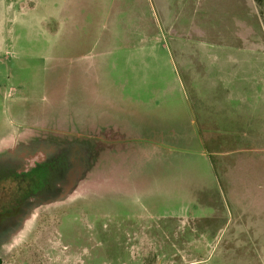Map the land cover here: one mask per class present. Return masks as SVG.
Returning <instances> with one entry per match:
<instances>
[{
    "label": "rangeland",
    "instance_id": "1",
    "mask_svg": "<svg viewBox=\"0 0 264 264\" xmlns=\"http://www.w3.org/2000/svg\"><path fill=\"white\" fill-rule=\"evenodd\" d=\"M88 6L105 8L96 27L155 32L98 35L115 49L79 65L69 42L82 37L55 28L84 27L74 13ZM255 8L0 0L1 141L20 124L16 139L64 138L27 122L75 125L89 107L80 95L115 112L111 98H123L160 124L126 154L87 160L88 177L0 242V264H264V4Z\"/></svg>",
    "mask_w": 264,
    "mask_h": 264
},
{
    "label": "flooded vegetation",
    "instance_id": "2",
    "mask_svg": "<svg viewBox=\"0 0 264 264\" xmlns=\"http://www.w3.org/2000/svg\"><path fill=\"white\" fill-rule=\"evenodd\" d=\"M20 125H14L7 133L14 139L0 140V242L9 240L7 237L25 224L32 211L62 200L76 180L88 177L87 160H102L108 147L127 142L105 133L98 137L36 121L27 122L26 126L45 134L61 132L64 138L31 135L16 139Z\"/></svg>",
    "mask_w": 264,
    "mask_h": 264
},
{
    "label": "crops",
    "instance_id": "3",
    "mask_svg": "<svg viewBox=\"0 0 264 264\" xmlns=\"http://www.w3.org/2000/svg\"><path fill=\"white\" fill-rule=\"evenodd\" d=\"M238 2L242 7L243 12L246 8L249 9L254 5L256 7L254 11H256L258 6L260 7L264 4V0H261L260 3H258L256 0H238ZM87 10L88 11H86V14L81 11V9L74 13V17L76 18L75 20L76 22H78V25L83 24L84 27L73 26L72 28H55L56 31H64L63 34L71 31L70 34L76 35L77 37H82L78 40H73L75 42H69V46L78 48L76 61H80L79 65L84 66L85 64L91 63L96 59L104 58L105 53L110 51L113 47L115 49V46L119 41L118 39L110 38L108 42L104 41L102 43L101 38L98 39V35L136 36L132 34H141L142 36H145V34H152L155 32V30L152 29L151 32H148L144 27L142 29H127V31H125L126 29H124L123 27H118L119 24L112 27H96V25H94V20H96L97 14H101L102 11L94 10L92 6H88ZM94 11H96V13ZM76 14H78V16ZM100 14L98 15V17H100ZM102 14L103 17H106L105 8ZM87 18L89 19V22L85 20ZM159 30L160 28L157 30V32ZM83 66H80V70H85V72L87 73V69ZM79 99L80 104L83 103L84 105L86 104V100L89 101L88 109L86 108L83 111L81 109H78V111H76L78 120L75 125L67 126L66 128H63L62 126L57 127L59 129L65 130L71 129L74 132L82 134L92 133L98 137H100L104 133H116L119 136L118 140H127V142H118L108 147V149L103 151L104 156L108 151H110L111 153L115 152L117 154L118 152L122 151V155L126 154L129 148L125 149V147H133L135 145L139 146V141L148 140L146 139V136L142 134L143 130L160 125L159 120L157 121L158 123H156V120H154L149 112H147L148 110H140L137 106L130 105L128 103V100L126 101L123 98H118V100L111 98V102L114 105H120L119 108H114H118L121 112H115L112 108H97L96 105H93L91 103L89 98L85 99L82 95H80ZM157 116L158 115L155 114V118H157Z\"/></svg>",
    "mask_w": 264,
    "mask_h": 264
},
{
    "label": "trees",
    "instance_id": "4",
    "mask_svg": "<svg viewBox=\"0 0 264 264\" xmlns=\"http://www.w3.org/2000/svg\"><path fill=\"white\" fill-rule=\"evenodd\" d=\"M258 3H260L261 2V0H256Z\"/></svg>",
    "mask_w": 264,
    "mask_h": 264
}]
</instances>
